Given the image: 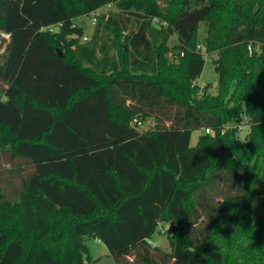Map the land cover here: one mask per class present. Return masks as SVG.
I'll list each match as a JSON object with an SVG mask.
<instances>
[{
    "label": "trees",
    "instance_id": "16d2710c",
    "mask_svg": "<svg viewBox=\"0 0 264 264\" xmlns=\"http://www.w3.org/2000/svg\"><path fill=\"white\" fill-rule=\"evenodd\" d=\"M164 1L0 0V264H264V0Z\"/></svg>",
    "mask_w": 264,
    "mask_h": 264
},
{
    "label": "rangeland",
    "instance_id": "374dc122",
    "mask_svg": "<svg viewBox=\"0 0 264 264\" xmlns=\"http://www.w3.org/2000/svg\"><path fill=\"white\" fill-rule=\"evenodd\" d=\"M161 4L162 8H165L167 2L164 0H158ZM117 11L115 4H106L96 11L90 13L89 15L79 16L76 18V21L80 22L84 27V35L87 36V39L93 33L94 25L92 24L91 18L95 15L97 18L99 14H109L111 12ZM134 21H132L128 30L134 28ZM205 33V27L203 24H200L198 29V34L203 35ZM82 36V40H83ZM120 40H122L120 38ZM84 41V40H83ZM176 42L174 35H172L169 39L168 45H173ZM114 51L117 53V49L114 48ZM171 54H168L170 57ZM204 65L200 75L196 78V83L200 88H203L206 85H209L208 91L214 93L216 90V82H217V73L214 68V59L216 58L215 54H206L204 53ZM201 91H198V95H201ZM247 118L245 115H241V119L238 122L228 121L224 126L233 127L236 125L237 128V137L244 142L245 141V133L247 131L246 126ZM156 124V119L152 116L145 118L142 123L139 125L138 129L140 131H146L149 129H154ZM202 132L201 130H194L191 134V144H195L198 135ZM205 132H209V130H205ZM4 135L3 132H0V136ZM151 244L157 245L164 250H169L168 241H167V229L165 226H159L156 232L151 237ZM86 245L88 246L89 251V259L88 264H115L114 259L109 255L108 249L106 246L97 238L88 237L85 240ZM131 260V258H130Z\"/></svg>",
    "mask_w": 264,
    "mask_h": 264
},
{
    "label": "built area",
    "instance_id": "2783aa9c",
    "mask_svg": "<svg viewBox=\"0 0 264 264\" xmlns=\"http://www.w3.org/2000/svg\"><path fill=\"white\" fill-rule=\"evenodd\" d=\"M91 21H92V24H95V22H96V17H95V15L91 18ZM48 29L49 30H56L57 29V25H55V26H48ZM83 40L85 41V40H87V36H83ZM249 49H250V46H249ZM136 122V124H138V125H140L141 124V122H139V121H136V120H133V122L132 123H135ZM165 229H169V226L168 225H165Z\"/></svg>",
    "mask_w": 264,
    "mask_h": 264
},
{
    "label": "water",
    "instance_id": "95a60500",
    "mask_svg": "<svg viewBox=\"0 0 264 264\" xmlns=\"http://www.w3.org/2000/svg\"><path fill=\"white\" fill-rule=\"evenodd\" d=\"M59 55H62L61 51H59Z\"/></svg>",
    "mask_w": 264,
    "mask_h": 264
},
{
    "label": "crops",
    "instance_id": "0c3cea01",
    "mask_svg": "<svg viewBox=\"0 0 264 264\" xmlns=\"http://www.w3.org/2000/svg\"><path fill=\"white\" fill-rule=\"evenodd\" d=\"M150 242H151V240H150ZM152 243V242H151Z\"/></svg>",
    "mask_w": 264,
    "mask_h": 264
}]
</instances>
